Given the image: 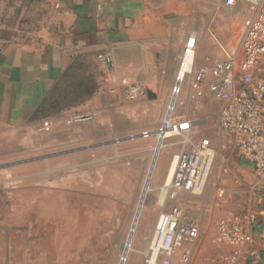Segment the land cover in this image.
Listing matches in <instances>:
<instances>
[{
    "label": "rangeland",
    "instance_id": "1",
    "mask_svg": "<svg viewBox=\"0 0 264 264\" xmlns=\"http://www.w3.org/2000/svg\"><path fill=\"white\" fill-rule=\"evenodd\" d=\"M187 5L189 22L205 21L221 49L238 45L250 18L246 3L228 8L224 0H187ZM12 17H22L30 33L45 24L35 0L24 13L16 8ZM96 57L73 62L79 64L72 78L89 76L95 91L86 108L68 115L93 113V120L69 124L58 117L53 130L31 133L0 124V264H146L172 160L189 143L203 139L214 152L206 184L200 193L174 202L198 227L199 238L180 248L170 264H185V249L191 250L186 264H229L230 248L213 242L216 226L231 216L255 217L264 189L241 163L234 138L220 131L221 103L207 95L188 101L183 91L173 118L176 124L190 123L191 129L165 139L156 153L155 132L166 107L158 100L162 92L148 94L143 84L141 97L125 99L122 85L132 82L131 77ZM220 188L226 192L223 199L217 197ZM141 200L130 250L124 254Z\"/></svg>",
    "mask_w": 264,
    "mask_h": 264
},
{
    "label": "crops",
    "instance_id": "2",
    "mask_svg": "<svg viewBox=\"0 0 264 264\" xmlns=\"http://www.w3.org/2000/svg\"><path fill=\"white\" fill-rule=\"evenodd\" d=\"M31 1L0 0V124L29 133L53 130L58 117L69 123L72 110L87 107L93 97L29 124V117L80 57L110 54L116 71L140 85V97L144 84L148 94L161 91L158 100L166 105L187 39H195V67H209L225 59L222 49L236 48L243 37L236 47L221 49L205 21L189 22L187 0H35L45 24L30 33L22 17L12 16L16 8L24 13ZM46 120L48 130L43 127ZM259 200L254 220L247 225L252 242L244 248L240 264H264V195Z\"/></svg>",
    "mask_w": 264,
    "mask_h": 264
},
{
    "label": "built area",
    "instance_id": "3",
    "mask_svg": "<svg viewBox=\"0 0 264 264\" xmlns=\"http://www.w3.org/2000/svg\"><path fill=\"white\" fill-rule=\"evenodd\" d=\"M239 2L246 3L250 18L239 46L223 50V61L214 62L209 67H195V39L191 36L185 42L164 117L155 135L157 138V133H161L167 125L191 126L186 121L176 124L173 118L176 101L183 91H186L188 101L208 95L221 103L218 122L220 131L236 138L239 158L253 168L257 178L256 186L264 189V0H224V5L232 8ZM96 58L105 66L113 63L110 54L101 53ZM121 93L125 99L133 101L140 97L141 87L138 83L124 82ZM93 117L91 113L73 115L69 123L88 122ZM43 127L48 130L47 121ZM188 130L180 129L175 133ZM149 136L150 133L143 134L145 138ZM165 139L162 137L161 142ZM213 159V149L206 139L197 144L189 143L188 149L174 156L170 179L165 181L160 195L162 211L150 242L151 257L146 264H170L171 258L180 248L193 245L198 240V228L182 216L174 202L182 195L198 194L203 190ZM225 193L224 189H218V199H223ZM168 203L171 205L167 207ZM252 220L253 216L243 219L233 216L218 222L213 242L217 246L230 248L227 259L229 264H240L244 248L252 242L247 228ZM158 257L161 259L156 262ZM190 257V249L182 251L183 263H188Z\"/></svg>",
    "mask_w": 264,
    "mask_h": 264
},
{
    "label": "trees",
    "instance_id": "4",
    "mask_svg": "<svg viewBox=\"0 0 264 264\" xmlns=\"http://www.w3.org/2000/svg\"><path fill=\"white\" fill-rule=\"evenodd\" d=\"M78 64L73 63L64 72L59 83L53 87L29 121L34 122L54 116L64 110L79 106L93 97L95 84L89 76L88 80L86 77L79 79V81L72 78L71 72Z\"/></svg>",
    "mask_w": 264,
    "mask_h": 264
},
{
    "label": "bare ground",
    "instance_id": "5",
    "mask_svg": "<svg viewBox=\"0 0 264 264\" xmlns=\"http://www.w3.org/2000/svg\"><path fill=\"white\" fill-rule=\"evenodd\" d=\"M186 124V123H184ZM180 124L176 125V126H172V125H167L165 129H163V131L161 133H157V140H158V143L156 144L157 147L155 148V152L157 153V151L159 150L160 146L162 145V142H161V138L162 137H165L166 139L170 138L175 132L179 131L180 129L182 130H186V129H191V126L189 124L185 125V126H182V127H179ZM156 155V154H155ZM173 165H174V160H172V164L169 168V171H168V175L166 177V180L168 181L170 179V176H171V173H172V168H173ZM153 166V165H152ZM150 178V177H149ZM165 180V181H166ZM148 183V182H147ZM146 183L145 187H144V190H143V194H142V199H143V196L148 192V184ZM142 204V200L140 202V205L138 207V210H137V213H136V216H135V219H134V222H133V225L131 227V230H130V234H129V237H128V241L126 244H124V246L122 247L123 249V252L124 254H127L130 250L129 248V243H130V240H131V235H132V232L134 230V226L136 224V219H137V216H138V213H139V210H140V206ZM152 264V262L150 263Z\"/></svg>",
    "mask_w": 264,
    "mask_h": 264
}]
</instances>
